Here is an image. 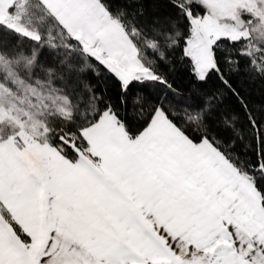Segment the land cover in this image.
I'll list each match as a JSON object with an SVG mask.
<instances>
[{
    "label": "snow or ice",
    "instance_id": "snow-or-ice-1",
    "mask_svg": "<svg viewBox=\"0 0 264 264\" xmlns=\"http://www.w3.org/2000/svg\"><path fill=\"white\" fill-rule=\"evenodd\" d=\"M0 264H264V0H0Z\"/></svg>",
    "mask_w": 264,
    "mask_h": 264
},
{
    "label": "trees",
    "instance_id": "trees-1",
    "mask_svg": "<svg viewBox=\"0 0 264 264\" xmlns=\"http://www.w3.org/2000/svg\"><path fill=\"white\" fill-rule=\"evenodd\" d=\"M145 2H146V3H149V2H150V0H145Z\"/></svg>",
    "mask_w": 264,
    "mask_h": 264
}]
</instances>
